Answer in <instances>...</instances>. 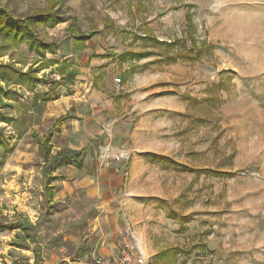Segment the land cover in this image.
Masks as SVG:
<instances>
[{"label":"rangeland","instance_id":"1","mask_svg":"<svg viewBox=\"0 0 264 264\" xmlns=\"http://www.w3.org/2000/svg\"><path fill=\"white\" fill-rule=\"evenodd\" d=\"M1 3L15 15L47 6ZM60 10L67 21L37 31L58 42L48 57L80 68L73 85L56 87L76 103L69 112L80 118L53 137L52 153L78 149L82 161L59 168L68 179L52 182L59 201L52 209L40 146L29 129L17 137L11 123L0 122L14 143L0 167V221L21 214L33 225L28 242L0 231V264H33V249L40 264H70L105 202L123 216L119 230H137L148 264L173 245L182 250L181 264H264V0H64ZM186 12L192 39L204 43L195 59L168 62L161 45L136 38L149 34L192 49ZM72 17L91 35L81 51L65 33ZM108 19L114 30L104 27ZM127 51L150 54L120 61ZM107 53L114 56H101ZM0 55L1 64L22 70L35 59L24 45ZM48 83L33 91L16 85V98L0 103V117L27 112L31 129L43 135L62 107L32 103ZM101 173L116 174L115 184L97 189Z\"/></svg>","mask_w":264,"mask_h":264},{"label":"trees","instance_id":"2","mask_svg":"<svg viewBox=\"0 0 264 264\" xmlns=\"http://www.w3.org/2000/svg\"><path fill=\"white\" fill-rule=\"evenodd\" d=\"M63 2L64 0H47V6L40 10L15 15L14 12L3 5L0 0V50L6 51L9 48H18L24 45L27 51L35 54L33 63L30 64L26 70L16 67L13 63L11 65L0 63V103L5 100L11 101L16 98L18 92V89L15 87L16 85H25L29 90L33 91L38 84L45 82V80H48L50 88L40 95L33 97L32 103L37 104L39 100H54L59 97V94L56 92V87L60 83L73 84L76 76L81 73L79 66L74 62L68 61L67 59L48 57L47 54H57L58 42L55 39L48 40L43 38L37 31V28L40 26L52 28L57 24L67 21L69 17H65L63 11L60 10V6ZM186 19L188 22V33L191 37L193 34V25L190 12H186ZM104 27H109L111 30H114L113 23L109 19L104 21ZM143 28L146 29L145 26H143ZM65 33L67 34V38L71 41V46L75 51L85 49L86 42L91 37L90 34L81 29L74 17L71 18L69 25L65 29ZM136 38L144 41L150 40L153 44L161 45L166 51L168 62L177 60L189 61L195 59L204 52V43L202 42L201 46H197L196 41L193 40L192 37V49L183 47L185 44L178 49H174L171 43L172 41L165 43L149 34H143L142 37ZM149 54V51L138 53H130L127 51L120 55V61L133 58L134 56H148ZM103 56H114V53H107ZM45 69H48V72H45ZM40 71H42V73L38 74ZM48 73H55L58 75L59 79H47ZM113 99L114 101H118L119 95L115 96ZM67 117L66 115L58 117L54 121L52 128L41 138H38L32 131L33 137L42 148V156L45 160L48 159L51 153V138L53 133L59 129V126ZM32 118V115L27 112L23 113L19 119L7 114H2L0 122L7 124L11 123L16 131V136L20 137L32 125ZM3 130L4 126H0V167L4 164L8 154L14 149V143H10V145L7 143L2 134ZM61 157L65 156L56 153L53 160H59ZM56 177H59V175ZM181 252V248L177 245L168 246L155 254L153 264H181L180 262L178 263Z\"/></svg>","mask_w":264,"mask_h":264},{"label":"crops","instance_id":"3","mask_svg":"<svg viewBox=\"0 0 264 264\" xmlns=\"http://www.w3.org/2000/svg\"><path fill=\"white\" fill-rule=\"evenodd\" d=\"M86 44H87V42H86ZM101 56L102 57H109V56H103V55H101ZM63 59H66V58H63ZM70 85H73V84H70ZM115 96H117V95H115ZM67 97L65 95H59L58 98H56L54 100H49V101H52L53 104L58 105L59 107H61V105H62V107L60 108L61 113L55 114V117L51 121V126L48 127L47 131L50 128H52L54 121L58 117L65 116V115L68 117L59 126V129L53 133V136L51 138L52 149H51V153H50L47 160H45L43 158L42 148L36 142L41 148V156H42V159L44 160V162L46 163L45 169H44V174H45L44 188H45V195L47 196V199H48L47 202H48L49 206L50 205L52 206V209L55 208L59 202L58 199H54V192H53V189L51 186L52 182L53 181L54 182L64 181V180L68 179L67 175H65L66 173L64 171H60L59 168L62 166H67V165L70 166L72 164L71 161L74 159H75V161H77L76 164H80L82 161L81 159H79V160L77 159L80 150H78V149L77 150H74V149L61 150L60 147L56 148V150H57L56 153H60L65 157H61L59 160H56V161L53 160L54 156L56 155V153L54 155L52 153V151H53V142H52L53 137L57 136L63 130L64 127H62V126H67L68 124H71L70 122H74V121L78 122L79 118H80V115L72 114L71 112H69L71 109L76 108L77 105H76V103H74V105H73V102L70 103L69 99H67ZM120 98H121V95H119V100H120ZM49 101H43V102L46 103ZM113 101H114V99H113ZM118 101H114L115 104L118 103ZM79 108L82 109L81 106ZM31 128L32 127L30 126L28 129H29L31 136L33 137V134H32L33 129H31ZM47 131L43 135H45L47 133ZM26 133H27V131L24 132L21 136H23ZM43 135H41V136L37 135V137L41 138V137H43ZM73 152H76V154H77L76 157L72 156ZM58 161H60V162H58ZM51 164H53L52 169H51ZM55 164H56V166H55V171H54L53 168H54ZM83 165L85 166V164H83ZM73 168L76 170L83 171L82 170L83 167L82 168H76L74 166ZM86 170L90 171L91 168H88L86 165L85 171ZM57 175H59V177H56ZM116 176L117 175L114 173L113 174L112 173L111 174H105V173L104 174H102V173L97 174V178H98L97 181L99 184V185H97L98 186L97 189L101 188V186H103V184H105V183L109 184L111 186L114 185L115 184L114 178ZM106 177H108V181L105 179ZM101 183H103V184H101ZM102 207H103V211H104L103 215L101 216L102 218L96 216L95 218H93V219L91 218L90 220H88L89 221L88 225H92V227L89 230V233L84 234V236L82 237L81 243H80V248L78 251V257L76 259L72 258V261H70V264H93V258L96 255L116 256L119 254L120 249L122 248L123 243L126 240H129L132 243H137L141 252L145 256V249L143 247L142 240H141V238H139V234H138L137 230L135 228L132 229L131 222L128 221V222H126V224L129 223L131 225V229L129 228V226H127V230H128V232H131V235L133 237H125V233L127 232V230L123 231L122 229L121 230L118 229V227H120V225H124L123 222H125V221H123V216L119 213V210H116L115 207L110 206L109 203H106V202L102 204ZM29 222H30L29 218H27L21 214L19 216H18V214H16V215H14V217H12L9 220L4 219L2 222L0 221V231L11 230L13 232V237L15 239H17L18 241L23 240L24 242H28V239L31 238L30 228L33 227V225L30 224ZM101 224H103V225H101ZM22 232L24 233L23 236H21ZM118 232H120V234ZM15 243H17V241L11 243L10 245H8V247L10 248L12 246H15L14 245ZM17 246H20V245H17ZM32 252H33V264H40L39 254L36 252L35 249H33Z\"/></svg>","mask_w":264,"mask_h":264},{"label":"built area","instance_id":"4","mask_svg":"<svg viewBox=\"0 0 264 264\" xmlns=\"http://www.w3.org/2000/svg\"><path fill=\"white\" fill-rule=\"evenodd\" d=\"M125 237H133L126 232ZM93 264H148L137 243L126 240L116 256L96 255Z\"/></svg>","mask_w":264,"mask_h":264}]
</instances>
